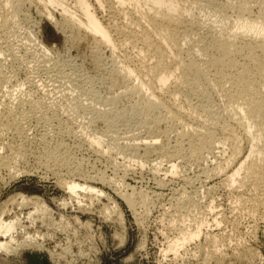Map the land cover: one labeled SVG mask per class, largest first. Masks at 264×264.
<instances>
[{
  "label": "rangeland",
  "instance_id": "1",
  "mask_svg": "<svg viewBox=\"0 0 264 264\" xmlns=\"http://www.w3.org/2000/svg\"><path fill=\"white\" fill-rule=\"evenodd\" d=\"M35 4L26 2L15 14L8 6L0 7V96L15 112L12 119L22 126L20 133L3 127L0 109V154L15 156L12 163L0 164V213L6 211V219H22L37 241L15 254L0 252V264H264V184L257 188L238 181L231 188L221 184L223 174H214L212 168L227 159L230 146L224 145L221 152L215 149L214 155L191 156L187 140L176 135L175 121L160 119L149 133L137 126L139 117L125 122L92 120L87 107L122 90L127 95L119 98V109L131 115L142 105L141 92L116 84L112 87L110 77L114 64L126 54H135L140 44L136 47L113 34L117 39L114 54L106 47L93 49L101 61L95 65L90 41L85 38L79 44H64L51 27L45 33ZM225 11L205 12L200 31L213 25L233 28L236 12ZM112 15V9L97 11L104 23H111ZM41 45L49 49L47 62L34 52ZM112 56L117 59L114 64ZM74 64L82 67L85 80L79 86L72 84ZM188 95L181 101L183 107L196 106V95ZM230 124L243 156L248 152L247 141L242 129ZM163 129L168 137H157L158 150L131 148ZM214 130L220 137L219 130ZM93 132L101 137L97 147L89 146L86 139ZM178 148L179 153L175 152ZM51 151L56 158L48 160ZM62 157L68 158L65 163ZM171 164L176 165L175 173L168 171ZM102 176L113 184L97 182L96 177ZM71 181L92 182L103 193L77 189L75 196L65 188ZM123 193L133 196L134 211ZM22 196L28 200L23 202ZM35 205L46 206V210L33 212ZM31 211L34 222L26 219ZM202 221V233L180 250L178 258L160 251L177 235L178 226L192 227ZM207 232L217 234L216 239Z\"/></svg>",
  "mask_w": 264,
  "mask_h": 264
},
{
  "label": "bare ground",
  "instance_id": "2",
  "mask_svg": "<svg viewBox=\"0 0 264 264\" xmlns=\"http://www.w3.org/2000/svg\"><path fill=\"white\" fill-rule=\"evenodd\" d=\"M26 2L38 5L37 18L45 33L51 27L54 30L52 32L62 36L64 44H79L85 38L88 39L93 46L90 57L95 65L101 64V61L93 49L106 47L111 55L114 54L117 39L113 34L124 37V41H129L134 46L140 44L135 54H126L118 60L117 66L116 58L112 56L115 70L110 77L112 87L124 86L131 92H141L142 105L132 111L131 115L126 113V109H119V98L127 95L122 90L115 96L98 99L96 103L90 104L87 113L92 120L103 119L109 123L116 118L125 122L139 117L137 126L139 129L147 128L149 133H152L154 124L160 119L175 121L178 123L176 135L187 140L191 156L205 153L214 155L215 149L223 151L224 145L230 146L227 159L218 164L216 162L212 168L214 174H223L221 184L228 188L237 181L240 185L251 184L256 188L264 184V0H236V3L231 0H0V7L8 6L11 13L15 14ZM252 5L256 6L255 11L252 10ZM105 8L112 9L111 23H104L97 16V11H104ZM228 9L236 12L233 28L213 25L214 27L206 28L204 32L200 31L205 12L224 14ZM115 15L120 22H115ZM7 21V18L4 19V24ZM46 46L34 49L35 53L39 52L43 62L48 61L49 49ZM80 68V65H73L76 75L72 84L75 86L85 81ZM2 77L0 74V91L3 86ZM188 94L196 95V106L189 104L188 108L183 107L181 101ZM1 96L0 109L4 117L2 126L20 133L22 126L12 119L15 112L9 109L8 102L1 100ZM106 105L110 107L108 111L103 109ZM231 122L242 129L247 141L248 152L243 156L239 155L237 136L230 127ZM215 127L219 130L220 137L216 136ZM161 136L168 137L166 130L163 129L158 136L150 135L148 140L146 138L131 148L140 146L146 151L155 150L160 147H157V137ZM86 139L89 146L97 147L101 144V137L96 133L90 134ZM175 152L179 153L180 148ZM11 155L0 154V164L7 165L11 160L14 161L15 158L12 157L15 156ZM47 156L48 160L56 158L54 151ZM67 159L62 157L60 160L65 163ZM175 167V164H171L168 171L175 173ZM96 180L107 185L113 184V181L103 176L96 177ZM65 185L68 192L75 196L79 192L77 189L96 195L103 193L92 182L80 184L71 181ZM121 196L133 210V196L131 198L127 193ZM27 200L22 196L23 202ZM33 209V212H43L46 206L35 205ZM3 212L6 211L0 213V252L15 254L21 248L35 245L36 237L27 231L23 220L19 217L6 219ZM33 212H27L26 215V219L32 222L35 219L32 217L35 214ZM202 226L203 221L194 223L192 227L178 226L177 235L168 240L167 246L160 251L164 254L171 252L178 258L180 250H185L189 242L200 236ZM216 235L208 233L214 240Z\"/></svg>",
  "mask_w": 264,
  "mask_h": 264
}]
</instances>
